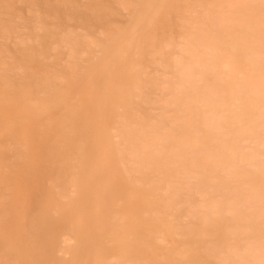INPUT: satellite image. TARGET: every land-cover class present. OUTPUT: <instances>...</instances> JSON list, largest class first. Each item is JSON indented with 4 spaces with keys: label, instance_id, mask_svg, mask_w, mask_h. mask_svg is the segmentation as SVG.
I'll return each mask as SVG.
<instances>
[{
    "label": "rangeland",
    "instance_id": "374dc122",
    "mask_svg": "<svg viewBox=\"0 0 264 264\" xmlns=\"http://www.w3.org/2000/svg\"><path fill=\"white\" fill-rule=\"evenodd\" d=\"M68 1L67 9L60 0L12 3L16 14L10 37H26L35 22L34 37L41 45L38 58L44 63L27 72L33 70L38 77L59 73L69 79L71 91L61 81L44 88L37 79L29 108L33 114L37 103V109L46 111L35 115L38 119L19 112L9 132L8 112L17 104L2 94L9 79L0 70V128L5 131L0 129V148L6 145L0 174V264H264L261 0H168L165 12L141 33L139 44L133 41L112 73L104 72L103 80L94 78L87 88L77 85L78 75L84 77L90 58L128 28L144 0ZM89 7L115 14L93 18ZM73 11L77 16H69ZM108 25L114 28L110 36ZM69 34L77 35L80 47L92 43L91 52L70 58L66 49L53 45L57 37ZM20 55L12 53L14 60ZM94 89L102 90L101 100ZM63 93L67 98L60 99ZM50 103L56 105L53 109L68 107L54 111L46 107ZM33 127L35 141L30 142L24 130L35 131ZM117 130L119 137L113 133ZM30 186L34 190L28 197Z\"/></svg>",
    "mask_w": 264,
    "mask_h": 264
},
{
    "label": "bare ground",
    "instance_id": "6f19581e",
    "mask_svg": "<svg viewBox=\"0 0 264 264\" xmlns=\"http://www.w3.org/2000/svg\"><path fill=\"white\" fill-rule=\"evenodd\" d=\"M17 1H21V0H0V70L1 71H3V72H5V77L7 78V79H9V82H8V84H6L7 85V88L5 89V90H3L2 91V94L3 95H5L4 97H5V99L7 100V99H10V98H13V99H15L14 100V103L15 104H17V107H16V105H14L15 106V108L13 109V108H11V109H13L12 111H11V113L10 112H8L10 115V120L8 121V120H6V122L8 121V123H6V128L7 129H9V132L12 130V127L14 126V123H16L17 122V120L15 119V118H17L16 116H18V114H19V112H22V115L24 116V117H27V119L29 118V117H31L32 115H39L40 113H43V112H45L46 110H44V111H42V109L40 108V110L39 109H37V103H36V105H35V109H36V111L32 114L31 113V111H30V106H32V104H31V102L33 101V99H34V97H33V93H32V89H31V87L32 86H34V84H35V82H36V80L37 79H39V81H41V84L43 85V87L44 88H48L51 84H53L54 82H57V81H61L62 82V84H64V86L66 87V89H67V92H68V90H70L71 89V82H69L68 80H63L62 79V77L59 75V73L57 74V73H50V71L49 72H46V73H44L42 76H40V77H38L37 75H36V73L33 71V70H31V71H29V72H27V69L28 68H31V67H34L36 64H41V63H44V61L41 59V58H38V52H39V50H41V45L35 40V35H34V28H35V20H37L38 21V19H37V17H35L36 19L35 20H33L32 22H34L33 24H32V26H31V29L29 28V31H28V33H27V36L26 37H16L15 35L13 36L12 35V37L13 38H11L10 37V35H9V31H10V23L12 22V19H13V17L15 16V14L16 13H14L13 12V10H12V3L13 2H17ZM22 1H24V2H27V1H29V0H22ZM67 1L68 0H60V2H58V4H63V8H66L67 7ZM71 1V0H70ZM70 1H68V2H70ZM90 1V0H89ZM97 1V0H96ZM116 1V0H115ZM123 1V0H122ZM140 1V0H139ZM180 0H178V2H179ZM198 1V0H197ZM201 1V0H200ZM242 1H244V0H242ZM45 2H50V0H44V2H43V4L45 3ZM87 2H88V0H87ZM100 2V1H99ZM123 2H125V0L123 1ZM142 2V1H141ZM140 2V3H141ZM193 1H191V3H192ZM202 2V1H201ZM207 2H208V0H207ZM224 2H225V0H224ZM241 2V1H240ZM240 2H238V3H240ZM257 2V1H256ZM57 3V2H56ZM56 3H54V4H56ZM167 3H168V0H144L143 1V3H141V6L140 5H137V7L139 6V8H137L138 9V11H137V13H136V15H135V17L133 18V20H132V22H130L129 24V26H127L128 28H126V30H125V28H124V30L122 29V31H124L123 33H119L118 35H117V33H116V36L117 37H115V38H112V40H111V42H109V44L111 43V45H108V46H103V48L101 49L100 47V49H99V51L98 52H100L99 54H97V56H96V58H94V59H92V58H90V60L88 61V63H87V67H86V74H85V76L84 77H79V75H78V77H77V79H76V82H77V85L78 86H83V87H88L89 86V84L91 83V81L94 79V78H103V73L104 72H111L112 70H113V68H114V66H115V64L117 63V61L120 59V58H122V57H124V56H127V54H128V52H129V48L132 46V42L133 41H135L136 42V44L138 45L139 44V42H138V40H139V37H140V35H141V33H143L149 26H151L152 24H154V22H155V20L157 19V17L164 11L165 12V9H166V7H167ZM183 3V2H182ZM199 3V2H198ZM222 3V2H221ZM247 3V2H246ZM251 3V2H250ZM30 4V3H29ZM47 4V3H46ZM73 4H75V3H73ZM89 4V3H88ZM107 4V3H106ZM105 4V5H106ZM117 4H119V3H117ZM179 4V3H178ZM194 3H192V5H193ZM87 5V4H86ZM123 5V4H122ZM128 5H129V3H128ZM195 5V4H194ZM203 5H204V3H203ZM240 5H242V2H241V4ZM243 5H245V4H243ZM249 5V4H248ZM58 6V5H57ZM103 6H104V4H103ZM130 6V5H129ZM184 6V5H183ZM190 6V5H189ZM198 6V5H197ZM209 6H210V4H209ZM237 6V4L235 5V7ZM74 7V6H73ZM91 7H92V5H91ZM181 7H182V5H181ZM194 7V6H193ZM203 7V6H202ZM211 7V6H210ZM247 7V6H246ZM256 7H258V6H256ZM54 8V7H53ZM69 8V7H68ZM94 8V7H93ZM93 8H88L89 9V12H88V15L89 16H93V18L95 17V18H101V17H104V16H107V17H109L108 15H112V14H115V13H111L110 12V9L109 10H107V9H100L99 7V10H96L95 8L93 9ZM97 8V9H98ZM107 8V7H106ZM185 8V7H184ZM196 8V7H195ZM200 8H201V6H200ZM204 8V7H203ZM202 8V9H203ZM232 8V7H231ZM67 9V8H66ZM73 9V8H72ZM125 9V8H124ZM192 9V8H191ZM197 9V8H196ZM240 9H241V7H240ZM64 10V9H63ZM85 10V9H84ZM122 10H123V8H122ZM184 10V9H183ZM188 10H190V9H187V7H186V10L185 11H188ZM234 10V9H233ZM252 10V9H251ZM66 11V10H65ZM71 11V10H70ZM70 11H66V12H70ZM135 11H136V9H135ZM199 11H201V9L199 10ZM232 11V10H231ZM246 11V10H245ZM230 12V11H229ZM240 12H241V10H240ZM135 13V12H134ZM167 13V12H166ZM165 13V14H166ZM190 13V12H189ZM237 13V12H236ZM164 14V13H163ZM186 14H188L187 12H186ZM200 14H201V12H200ZM203 14H204V12H203ZM54 15L56 16V17H61L62 15L60 14V13H58V12H56L55 11V13H54ZM207 15V14H206ZM237 14H235V16H236ZM51 16V15H50ZM69 16H77V13L76 12H71V13H69ZM68 16V17H69ZM233 16V15H232ZM39 17V16H38ZM110 17H114V16H110ZM109 17V18H110ZM117 17V16H116ZM116 17H115V19H116ZM162 17V16H161ZM51 18H53V17H51ZM62 18V17H61ZM77 18V17H76ZM85 18V17H84ZM109 18H107V20L109 19ZM228 18V17H227ZM248 18V17H247ZM251 18V17H250ZM32 19H34V16L33 15H31L30 16V20H32ZM69 19V18H68ZM67 19V20H68ZM74 19V18H73ZM129 19V18H128ZM229 19V18H228ZM238 19V18H237ZM246 19V18H245ZM263 19V18H262ZM102 21H103V19H101ZM100 20V21H101ZM159 20H160V18H159ZM235 20H236V18H235ZM60 21V20H59ZM97 21V20H96ZM106 21V20H105ZM109 22H110V20H108ZM239 20H237V21H235L236 22V24H237V22H238ZM98 22V21H97ZM159 22V21H158ZM157 22V23H158ZM202 22V21H201ZM232 22V21H231ZM264 22V21H263ZM243 23V22H242ZM111 24V23H110ZM228 24H229V21H228ZM239 24V23H238ZM256 24V23H255ZM260 24H261V22H260ZM105 25V24H104ZM106 25H107V22H106ZM230 25L231 24H229V27H230ZM109 26V25H108ZM114 26V25H113ZM140 26H142L141 27V29H140ZM223 26V25H222ZM225 26V25H224ZM255 26V25H254ZM259 26V25H258ZM124 27V26H123ZM235 27V26H234ZM238 27V26H237ZM256 27V26H255ZM254 27V28H255ZM260 27V26H259ZM214 28V27H213ZM250 28V27H249ZM253 28V27H252ZM114 29V28H113ZM113 29H112V27H107V33H109V36H110V34L111 33H113ZM216 29V28H215ZM219 29H220V27H219ZM223 29V28H222ZM225 29H226V27H225ZM230 29V28H229ZM228 29V30H229ZM117 30V29H116ZM192 30V29H191ZM232 30H233V28H232ZM247 30V29H246ZM249 30V29H248ZM37 31V30H36ZM105 31V30H104ZM198 30H196V32H197ZM261 31H263V29H261ZM58 32V31H57ZM56 32V33H57ZM115 32V31H114ZM119 32H121V31H119ZM237 32V31H236ZM241 32V31H240ZM248 32V31H247ZM66 33V32H65ZM73 33V32H72ZM75 33V32H74ZM193 33V32H192ZM219 33V32H218ZM250 33V32H249ZM26 34V33H25ZM67 34V33H66ZM65 34V35H66ZM77 34H78V32H77ZM221 34V33H220ZM224 34V33H223ZM45 35H50V33L49 32H46V34ZM54 35V34H53ZM52 35V37H54ZM57 35H58V33H57ZM84 35V34H83ZM105 35V34H104ZM189 35V34H188ZM193 35V34H192ZM192 35H190V36H192ZM200 35V34H199ZM201 35H203V34H201ZM219 35V34H218ZM20 36V35H19ZM41 36V35H40ZM198 36V35H197ZM197 36H195V37H197ZM221 36V35H220ZM240 36H241V34H240ZM251 36V35H250ZM260 36V35H259ZM83 37V36H82ZM108 37V36H107ZM189 37V36H188ZM204 37H206L205 35H204ZM216 37H217V35H216ZM223 37V36H222ZM221 37V38H222ZM83 38H86V37H83ZM107 39V38H106ZM212 39V38H211ZM109 40V39H108ZM83 41V40H82ZM91 41V40H90ZM113 41V42H112ZM81 43V42H80ZM83 44V43H82ZM81 44V45H82ZM53 45H55V46H57V47H59V48H63V49H66V52L65 53H67L68 54V56L71 58V57H75V56H77L79 53H82V52H86V54H87V51H89V52H91V50H92V43H90L89 41H86L85 42V44H83V45H85V47H80L79 46V41H78V37H77V35H75V34H69V35H67V36H63V37H57L56 38V40L55 41H53ZM90 45H91V47H90ZM97 45V44H96ZM105 45H107V44H105ZM78 47H79V49H78ZM102 47V46H101ZM105 47V48H104ZM204 47V46H203ZM81 48V49H80ZM97 48V47H96ZM132 48V47H131ZM184 48V47H183ZM43 50V49H42ZM181 49H179V51H180ZM53 51V50H52ZM60 51V50H59ZM62 51V50H61ZM155 51V50H154ZM181 51H184L183 49L181 50ZM202 51V50H201ZM206 51V50H205ZM58 52V51H57ZM204 52V51H203ZM12 53H20L21 55V57L19 58V59H16V60H14L13 59V56H12ZM153 53H155L156 54V52H153ZM41 54V53H40ZM66 55V54H65ZM80 55H82V54H80ZM93 55H94V53H93ZM92 55V56H93ZM79 56V55H78ZM246 56V55H245ZM67 57V56H66ZM79 57H82V56H79ZM86 57V56H85ZM64 58H65V56H64ZM68 59V58H67ZM123 59V58H122ZM75 60V59H74ZM251 60V59H250ZM69 61V60H68ZM67 62V61H66ZM157 62H159V61H157ZM68 63V62H67ZM161 63V62H160ZM180 63V62H179ZM61 64H62V62H61ZM193 63H191V65H192ZM194 64H196V62L194 63ZM65 65V64H64ZM131 65H133V66H135L132 62H131ZM130 65V66H131ZM191 65H189V67L191 66ZM54 66V65H53ZM67 66H68V64H67ZM66 66V67H67ZM160 66H161V64H160ZM188 66V65H187ZM192 67V66H191ZM190 67V68H191ZM71 68V67H70ZM189 68V69H190ZM63 69V68H62ZM156 69V68H155ZM187 69H188V67H187ZM40 70V69H39ZM82 72V71H81ZM186 72V71H185ZM43 73V72H42ZM112 73V72H111ZM188 73H190V71L188 72L187 71V73H184V74H188ZM84 74V73H83ZM147 74V73H146ZM151 74V73H150ZM194 74V73H193ZM81 75V74H80ZM70 76H72V75H70ZM189 76V75H188ZM146 77H149L148 75L146 76ZM154 77H155V79H154ZM153 77V82H155L154 80H156V76H154ZM97 78V79H98ZM101 78V79H102ZM136 78V77H135ZM2 79V78H1ZM71 79V78H70ZM106 79V78H105ZM105 79H104V81H105ZM103 80V79H102ZM143 80V79H142ZM142 80H140V81H142ZM148 80V79H147ZM73 81H75V80H73ZM152 81V80H151ZM157 81H159V78L157 79ZM19 82H21L22 83V85H21V83L19 84ZM160 82V81H159ZM1 83V82H0ZM38 83H40V82H38ZM149 83V82H148ZM54 84H56V83H54ZM142 84H143V82H142ZM141 84V85H142ZM150 84H151V82H150ZM149 84V85H150ZM157 84V83H156ZM5 85V86H6ZM57 85V84H56ZM106 85V84H105ZM136 85V84H135ZM137 85H139V84H137ZM146 84H144V86H145ZM153 85H155V84H153ZM92 86V85H91ZM143 86V85H142ZM43 87H41L40 89V92L43 90ZM52 87V86H51ZM135 87H137V86H135ZM139 87V86H138ZM137 87V88H138ZM141 87V86H140ZM151 87H152V85H151ZM74 88H77V86H76V83H75V86H74ZM94 88V87H93ZM95 88H96V85H95ZM100 88V87H99ZM147 88V87H146ZM148 88H150V87H148ZM4 89V88H3ZM50 89V88H49ZM105 89V88H104ZM139 89V88H138ZM142 89H143V87H142ZM145 89V88H144ZM74 90V89H73ZM72 90V91H73ZM79 90V89H78ZM77 89H76V91H78ZM91 90V89H90ZM95 90V89H94ZM97 90H99V89H97ZM97 90H95V91H97ZM101 90V89H100ZM99 90V93L101 92V95L99 94H97V96H96V98L98 99L99 98V100H101L103 97H102V90L100 91ZM140 90V89H139ZM139 90H137V91H139ZM71 91V90H70ZM75 91V92H76ZM135 91V90H134ZM137 91H136V93H137ZM142 91V90H141ZM147 90H145L144 92H146ZM34 92V91H33ZM98 92V91H97ZM149 92V91H148ZM148 92L146 93V94H148ZM35 93V92H34ZM91 93H92V90H91ZM152 93V92H151ZM155 93H156V91H155ZM1 94V93H0ZM43 94V93H42ZM45 94V93H44ZM67 94V93H66ZM65 93H63V94H61V97H60V99H63V98H65V96H66V98H67V95H66ZM85 94L87 95L88 94V92L86 91L85 92ZM134 94V93H133ZM139 94H140V92H139ZM143 94V93H142ZM150 94V93H149ZM153 94H154V91H153ZM57 95H59V94H57ZM48 96V95H47ZM138 96V95H137ZM149 96H152V95H149ZM3 97V98H4ZM36 97H37V95H36ZM46 97V96H45ZM45 97H42V98H44L45 99ZM50 97H52V96H50ZM2 98V99H3ZM48 98L49 97H47V100H48ZM139 98V97H138ZM149 98V97H148ZM153 98V97H152ZM87 99V98H86ZM96 99V100H97ZM144 99V98H143ZM12 100V99H11ZM36 100H38V99H36ZM46 100V101H47ZM52 100H53V98H52ZM58 100V99H57ZM132 100V99H131ZM144 100H146V99H144ZM152 100V99H151ZM16 101V102H15ZM34 101H35V99H34ZM54 101V100H53ZM59 101V100H58ZM58 101H56V102H54V104H58L59 102ZM133 101H135V100H133ZM1 102V101H0ZM8 102H13V101H8ZM44 102V101H43ZM50 102H52V101H50ZM65 103H66V101H64ZM145 102H147V101H145ZM14 103H11L12 105L14 104ZM38 103H40V102H38ZM42 103V102H41ZM40 103V104H41ZM45 103V102H44ZM69 103H70V101L68 102V103H66V105L68 104L69 105ZM3 104V103H2ZM2 104H0V106L2 105ZM7 104V103H6ZM10 104V105H11ZM53 104V105H54ZM70 104H73L72 102L70 103ZM75 104V103H74ZM78 104V103H77ZM82 104V103H81ZM8 105V104H7ZM6 105V107H8ZM51 105V103L50 104H48V105H46V107H51L52 109H53V107L54 106H56V105ZM61 105L62 104H60L59 105V107H61ZM64 106V104L62 105V106H64L65 108H67L68 106ZM111 105V104H110ZM39 106V105H38ZM42 106V105H41ZM9 107H12V106H9ZM8 107V108H9ZM45 107V108H46ZM58 107V106H57ZM57 107H56V109H53L54 111H56L57 110ZM59 107H58V109H59ZM82 107V106H81ZM97 107V106H96ZM100 107V106H99ZM51 108H49V109H51ZM73 108V107H72ZM146 108V107H145ZM70 109V108H69ZM149 109V108H148ZM0 110H1V108H0ZM60 110V109H59ZM64 110V112H65V109H63ZM63 110H61V111H59V112H62ZM3 111V110H2ZM1 111V112H2ZM33 111V110H32ZM3 112H5V111H3ZM50 112V111H49ZM81 112V111H80ZM8 113H6V114H8ZM209 114V113H208ZM41 115V114H40ZM43 115V114H42ZM58 115V114H57ZM57 115H52V116H56L57 117ZM65 115H66V112H65ZM97 115V114H96ZM7 116V115H6ZM8 116V117H9ZM49 116V118H51L50 117V115H48ZM80 116V115H79ZM36 117V116H35ZM62 117V116H61ZM63 117H65V116H63ZM114 117V116H113ZM2 118H3V116H2ZM37 119L38 118H40V117H36ZM48 118V117H47ZM14 119L16 120V122H14ZM54 119H56V118H54ZM62 119V118H61ZM38 121H40V119L38 120ZM43 122V121H42ZM41 121H40V123H42ZM264 122V121H263ZM44 123V122H43ZM49 123H50V121H49ZM87 123V122H86ZM26 125L28 124V123H25ZM68 124V123H67ZM90 124V123H89ZM4 125H5V122H4ZM4 125H3V129L5 128L4 127ZM16 125V124H15ZM25 125V126H26ZM43 125V124H42ZM1 126H2V123H1ZM28 126H29V124H28ZM36 126H38V124L36 125ZM61 126V125H60ZM64 126V125H63ZM10 127V128H9ZM21 127V126H20ZM27 127V126H26ZM26 127H24V128H26ZM70 127V126H69ZM263 127V126H262ZM28 128H30V126L28 127ZM1 130H2V128H0ZM14 129V128H13ZM89 129H90V127H89ZM117 129V128H116ZM125 129V128H124ZM260 129V128H259ZM0 130V131H1ZM33 130H35V131H32V130H30V129H25L24 130V132H25V134L27 135V137H29V139H30V142H33V141H35L33 138L34 137H32L34 134L33 133H35L36 132V129H34V127H33ZM67 130V129H66ZM81 130V129H80ZM110 130V129H109ZM119 130V129H118ZM117 130V132H113V133H115V135L114 136H116V135H118V137H119V131ZM126 130H128V129H126ZM13 131V130H12ZM40 131V130H39ZM2 132H5L4 130H2L1 131V133ZM42 132V131H41ZM87 132V131H86ZM106 132V131H105ZM122 132V131H121ZM124 132V131H123ZM127 132V131H126ZM130 132V131H129ZM135 132V131H134ZM51 133V132H50ZM62 133V132H61ZM81 133H82V131H81ZM107 133H109V132H107ZM136 133V132H135ZM141 133H142V131H141ZM127 135H128V133H126ZM125 134V135H126ZM25 135V136H26ZM81 135V134H80ZM131 135H132V133H131ZM137 135H138V133H137ZM142 135V134H141ZM140 135V136H141ZM2 136V135H1ZM35 136V135H34ZM58 136V135H57ZM109 136H110V134H107V137H108V140H110L109 139ZM121 136H123V135H121ZM83 137V136H82ZM135 137H136V134H135ZM139 137V136H138ZM31 138L33 139L32 141H31ZM104 138H106L105 136H104ZM121 139H122V137H120ZM126 138V137H125ZM132 138H133V136H132ZM141 139V138H140ZM27 140V139H26ZM108 140H107V142H108ZM127 140V139H126ZM29 142V141H28ZM29 142V143H30ZM39 142V141H38ZM100 142V141H99ZM121 142H123V140L121 141ZM136 142H137V139H136ZM135 142V144H136V146L138 145L137 143ZM140 141L138 140V143H139ZM35 143V142H34ZM36 144V143H35ZM109 144H111V140H110V143ZM130 144V143H129ZM139 144H141V143H139ZM6 146V145H5ZM5 146H4V148H5ZM9 146V145H8ZM15 146V145H14ZM43 146V145H42ZM132 146H133V148H135L134 147V145L132 144ZM1 147V146H0ZM32 148H34L33 146H31ZM36 147V146H35ZM41 147V146H40ZM111 147V146H110ZM138 147V146H137ZM140 147H142V144L140 145ZM4 148H0V174H3V168H4V166L6 165V162H4V159H5V156H4V154H3V152H4ZM9 148V147H8ZM44 148V147H43ZM42 148V149H43ZM128 148V147H127ZM132 148V149H133ZM10 149V148H9ZM39 149H41V148H39ZM131 149V148H130ZM131 149V150H132ZM136 149V148H135ZM134 149V150H135ZM137 149H139V147L137 148ZM144 149V148H143ZM35 150V149H34ZM37 150V149H36ZM127 150V149H126ZM39 151V150H38ZM43 151V150H42ZM123 151H125V150H123ZM31 152H32V150H31ZM127 152V151H126ZM128 152H130V151H128ZM121 153H123L124 154V152H121ZM132 153V152H131ZM38 154V153H37ZM36 154V155H37ZM41 154V153H40ZM39 154V155H40ZM43 154V153H42ZM15 155V154H14ZM32 155V154H31ZM13 156V155H12ZM34 156V155H33ZM122 156V155H121ZM35 157V156H34ZM38 158H39V156H37ZM36 157V158H37ZM205 157V156H204ZM19 158V157H18ZM46 158V157H45ZM201 158V157H200ZM203 159V158H202ZM31 160V159H30ZM36 160V159H35ZM39 161V160H38ZM37 161V162H38ZM201 161V160H200ZM200 161H198V162H200ZM204 161H205V159H204ZM207 161H208V158H207ZM31 162H33V160L31 161ZM35 162V161H34ZM196 162V164H199V163H197V161H195ZM206 162V161H205ZM28 163H29V161H28ZM201 163V162H200ZM204 163V162H203ZM202 163V164H203ZM231 163V162H230ZM233 163V162H232ZM33 164V163H32ZM195 164V165H196ZM41 165V164H40ZM74 165H75V163H74ZM194 165V166H195ZM201 165V164H200ZM199 165V167H201ZM205 165V164H204ZM204 165H203V167H204ZM213 165V164H212ZM232 165V164H231ZM32 165H30V167H31ZM208 166H209V162H208ZM211 166V165H210ZM235 166V165H234ZM202 167V168H203ZM206 168H207V163H206V166H205ZM216 167V166H215ZM214 167V168H215ZM229 167V166H228ZM227 167V168H228ZM40 168H42V167H40ZM201 168V169H202ZM230 168V167H229ZM232 168V167H231ZM236 168V167H235ZM36 169V168H35ZM195 169H196V167H195ZM194 169V170H195ZM198 169V168H197ZM216 169H217V167H216ZM38 170V169H37ZM41 171H42V169H40ZM193 170V171H194ZM202 170H204V169H202ZM201 170V174H202V171ZM237 170V169H236ZM235 170V171H236ZM220 171V170H219ZM38 172V171H37ZM205 172V171H204ZM221 172V171H220ZM224 172V171H223ZM238 172V171H237ZM236 172V173H237ZM35 173V172H34ZM33 173V174H34ZM227 173V172H226ZM32 174V175H33ZM78 174V173H77ZM239 174V173H238ZM36 175V174H35ZM44 175V174H43ZM191 175H193V174H191ZM198 175H199V172H198ZM225 175V174H224ZM231 175V174H230ZM235 175V174H234ZM27 176V175H26ZM36 176H38V175H36ZM40 176V175H39ZM195 176H197V175H195ZM30 177V176H29ZM44 177V176H43ZM188 177V176H187ZM193 177V176H192ZM198 177V176H197ZM196 177V178H197ZM34 178V177H33ZM198 178H200V177H198ZM22 179V178H21ZM26 178H24V181H26L25 180ZM35 179V178H34ZM38 179V178H37ZM186 179V178H185ZM27 180H29V179H27ZM36 180V179H35ZM39 180V179H38ZM186 180H188V179H186ZM22 181V180H21ZM77 181V180H76ZM29 182V181H28ZM39 182V181H38ZM23 183V182H22ZM30 183H33V182H31V180H30V182H29V184L27 183V181H26V184L25 183H23V184H25V185H31ZM42 183V182H41ZM23 184H22V186H23ZM94 184H97V183H94ZM139 184V183H138ZM21 185V184H20ZM98 185V184H97ZM180 185V184H179ZM32 186V185H31ZM31 186H30V189L29 190H26V192L27 193H25V192H23V193H25L26 195H28V197H29V194L34 190H31L32 188H34V187H32L31 188ZM34 186H36V182H35V185ZM99 187V186H98ZM171 187V186H170ZM197 187V186H196ZM20 188V187H19ZM25 188L27 189V188H29V187H27V186H25ZM178 188H179V186H178ZM172 189V188H171ZM196 189V188H195ZM194 189V190H195ZM16 190V189H15ZM18 190V189H17ZM23 191L25 190V189H22ZM30 190H31V192H30ZM98 190V189H97ZM29 191V192H28ZM207 191H209V190H207ZM22 192V191H21ZM35 192V191H34ZM196 192V191H195ZM22 193V195L24 196V194ZM29 193V194H28ZM33 193V192H32ZM31 193V194H32ZM39 193V192H38ZM192 193H193V191H192ZM194 194H196V193H194ZM205 194V193H204ZM21 195V196H22ZM25 195V196H26ZM34 195V194H33ZM16 196V195H15ZM22 196V197H23ZM31 197V196H30ZM34 197V196H33ZM32 197V198H33ZM234 197V196H233ZM17 198V197H16ZM24 198V197H23ZM30 199V198H29ZM201 199V198H200ZM200 199H198L197 200V204H196V206L197 205H199L198 203H200ZM117 200V199H116ZM170 200V199H169ZM203 200H204V198H203ZM14 201L15 200H13V203H14ZM23 201H25V200H23ZM172 201V200H171ZM196 201V200H195ZM199 201V202H198ZM233 202H234V200H232ZM231 202V201H230ZM117 203H118V200H117ZM169 203V202H168ZM176 203H177V201H176ZM202 203V202H201ZM228 202H226V204H227ZM12 204V203H11ZM95 204V203H94ZM229 204H231V203H229ZM235 204V203H234ZM13 205V204H12ZM21 205V204H20ZM170 206H171V202H170V204H169ZM208 205H210V204H208ZM225 205V204H224ZM232 205V204H231ZM152 206V205H151ZM168 206V205H167ZM170 206H168L169 208H170ZM195 206V207H196ZM200 206V205H199ZM202 206L204 207V205L202 204ZM202 206L200 207V208H202ZM206 206V205H205ZM214 206H216V205H214ZM218 206V205H217ZM234 207V206H233ZM198 208V207H197ZM197 208H195V212H196V209ZM199 208V209H200ZM206 208V210H207V208L208 207H204V209ZM216 208V207H215ZM229 208V207H228ZM227 208V209H228ZM237 208V207H236ZM5 209H7V208H5ZM219 209V208H218ZM232 209V208H231ZM198 210V209H197ZM201 210V209H200ZM209 210V209H208ZM26 211V210H25ZM203 212H204V210H202ZM234 211H236V210H234ZM207 212V211H206ZM212 212V211H211ZM22 213V212H21ZM197 213H198V211H197ZM208 213V212H207ZM210 213V212H209ZM213 213H214V211H213ZM223 213V212H222ZM221 213V214H222ZM225 213H226V211H225ZM212 214V213H211ZM220 214V213H219ZM219 214L217 215V216H219ZM228 214V213H227ZM230 214V213H229ZM229 214H228V216H229ZM236 214V213H235ZM25 214H23V216H24ZM115 215V214H114ZM200 214L198 213V215L197 216H199ZM207 215V214H206ZM209 215V214H208ZM225 215V214H224ZM117 216V215H116ZM19 217V216H18ZM212 217H213V215H212ZM211 217V218H212ZM113 218V217H112ZM112 218H110V220H112ZM208 218V217H207ZM203 219H205V217L203 218ZM217 219V218H216ZM235 219V218H234ZM233 219V221L235 222L236 220H234ZM22 220H23V217H22ZM232 220V219H231ZM230 220V221H231ZM238 220V219H237ZM19 220H15L14 219V222H18ZM203 221H206L205 223L207 224V219L206 220H203ZM202 221V222H203ZM11 222V221H10ZM13 221H12V224L14 223ZM198 222H199V220H198ZM208 222H209V220H208ZM21 223V222H20ZM209 224V223H208ZM210 224H212V223H210ZM199 225H200V223H199ZM236 225V224H235ZM209 226V225H208ZM207 226V227H208ZM233 226V225H232ZM231 227V226H230ZM201 228H202V225H201ZM200 228V229H201ZM210 228H211V225H210ZM232 228V227H231ZM198 229V228H197ZM229 229V228H228ZM235 229H237V228H235ZM235 229H234V231H235ZM13 231V230H12ZM229 232V231H228ZM230 232H232L231 230H230ZM206 233V232H205ZM233 234L235 233V232H232ZM231 233V234H232ZM204 234V233H203ZM230 234V233H229ZM202 235V234H201ZM233 236V235H232ZM231 236V237H232ZM195 237H196V235H195ZM198 237H199V235H198ZM198 237H196V238H198ZM203 237V236H202ZM235 237V236H234ZM72 239V238H71ZM208 239V238H207ZM232 239V238H231ZM27 242V241H26ZM236 243V242H235ZM207 244H208V240H207ZM205 245V244H204ZM60 246V245H59ZM211 246V245H210ZM214 246V245H213ZM231 246V245H230ZM6 247V246H5ZM207 247V246H206ZM210 248V247H209ZM214 248V247H213ZM211 249V248H210ZM215 250H217V249H215ZM215 250H213L214 252H215ZM232 251V250H231ZM239 252V251H238ZM214 254V253H213ZM217 256H218V254H216ZM235 255H236V253H235ZM239 255V254H238ZM220 256V255H219ZM233 256H234V254H233ZM213 257V256H212ZM236 257V256H235ZM242 258V257H241ZM236 259V258H235ZM237 260V259H236ZM240 261H241V259H240ZM9 264H11V263H9ZM237 264H238V262H237Z\"/></svg>",
    "mask_w": 264,
    "mask_h": 264
},
{
    "label": "snow or ice",
    "instance_id": "6c2138e0",
    "mask_svg": "<svg viewBox=\"0 0 264 264\" xmlns=\"http://www.w3.org/2000/svg\"><path fill=\"white\" fill-rule=\"evenodd\" d=\"M261 9H262V12H264V0H261Z\"/></svg>",
    "mask_w": 264,
    "mask_h": 264
}]
</instances>
